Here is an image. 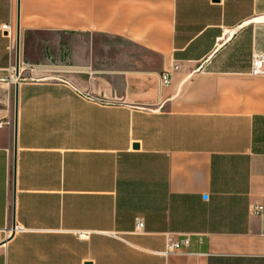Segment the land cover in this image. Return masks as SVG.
<instances>
[{
	"label": "crops",
	"instance_id": "crops-1",
	"mask_svg": "<svg viewBox=\"0 0 264 264\" xmlns=\"http://www.w3.org/2000/svg\"><path fill=\"white\" fill-rule=\"evenodd\" d=\"M2 25L0 264H264V0H0Z\"/></svg>",
	"mask_w": 264,
	"mask_h": 264
},
{
	"label": "built area",
	"instance_id": "built-area-1",
	"mask_svg": "<svg viewBox=\"0 0 264 264\" xmlns=\"http://www.w3.org/2000/svg\"><path fill=\"white\" fill-rule=\"evenodd\" d=\"M0 31L9 39L12 38V34L10 31V27L8 25H2L0 27ZM249 74L251 76H264V54L254 55L251 59L250 64V72ZM161 82L163 85H167L169 83V75L167 73L163 74L161 76ZM250 214L255 216H260L264 214V204H256L254 206H251L249 210ZM135 229L136 230H142L143 228V221L140 218L135 219ZM86 232H78L77 236L80 239L87 238ZM111 237L120 239L115 234H111ZM188 246V239L187 237L183 239H176L173 235H166L164 238V248L163 251L160 252L161 255L167 256L171 253H174L178 251L181 248H185Z\"/></svg>",
	"mask_w": 264,
	"mask_h": 264
},
{
	"label": "water",
	"instance_id": "water-1",
	"mask_svg": "<svg viewBox=\"0 0 264 264\" xmlns=\"http://www.w3.org/2000/svg\"><path fill=\"white\" fill-rule=\"evenodd\" d=\"M19 30L16 25V42H15V66H14V71H15V76L17 77L18 74V64H19ZM16 103H17V88L15 86V91H14V137H13V164H14V152H15V128H16ZM136 147V146H134ZM11 218H12V226L14 225V220H13V197H12V213H11Z\"/></svg>",
	"mask_w": 264,
	"mask_h": 264
},
{
	"label": "rangeland",
	"instance_id": "rangeland-1",
	"mask_svg": "<svg viewBox=\"0 0 264 264\" xmlns=\"http://www.w3.org/2000/svg\"><path fill=\"white\" fill-rule=\"evenodd\" d=\"M62 37H63V39L65 38V36H62ZM68 37L70 38V36H68ZM83 37H84V36H83ZM69 38H68V39H69ZM68 43H71V42L69 41ZM96 51H98V49H97Z\"/></svg>",
	"mask_w": 264,
	"mask_h": 264
}]
</instances>
